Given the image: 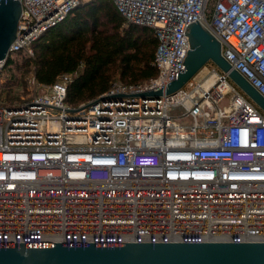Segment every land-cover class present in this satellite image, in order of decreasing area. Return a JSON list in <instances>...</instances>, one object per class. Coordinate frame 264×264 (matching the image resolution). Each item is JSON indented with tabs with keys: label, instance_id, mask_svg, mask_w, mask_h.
I'll return each mask as SVG.
<instances>
[{
	"label": "built area",
	"instance_id": "1",
	"mask_svg": "<svg viewBox=\"0 0 264 264\" xmlns=\"http://www.w3.org/2000/svg\"><path fill=\"white\" fill-rule=\"evenodd\" d=\"M19 1L8 58L34 56L33 44L84 3ZM112 2L154 30L158 77L116 80L73 106V74L52 84L34 74L30 98L0 103V242H264V111L227 73L208 63L169 96L105 97L177 79L193 21L264 96V0Z\"/></svg>",
	"mask_w": 264,
	"mask_h": 264
},
{
	"label": "water",
	"instance_id": "2",
	"mask_svg": "<svg viewBox=\"0 0 264 264\" xmlns=\"http://www.w3.org/2000/svg\"><path fill=\"white\" fill-rule=\"evenodd\" d=\"M21 13L19 0H0V61H7ZM188 26L191 48L177 79L159 90L105 97L169 96L213 63L264 111V96L224 58L219 40L199 21ZM0 264H264V242H0Z\"/></svg>",
	"mask_w": 264,
	"mask_h": 264
},
{
	"label": "trees",
	"instance_id": "3",
	"mask_svg": "<svg viewBox=\"0 0 264 264\" xmlns=\"http://www.w3.org/2000/svg\"><path fill=\"white\" fill-rule=\"evenodd\" d=\"M157 46L154 30L128 22L112 0H89L33 44L34 56L20 52L8 58L4 70L34 65L43 84L54 83L63 73L73 74L67 102L77 106L98 97L116 80L131 85L158 77L153 65ZM9 77L7 85L17 81Z\"/></svg>",
	"mask_w": 264,
	"mask_h": 264
},
{
	"label": "rangeland",
	"instance_id": "4",
	"mask_svg": "<svg viewBox=\"0 0 264 264\" xmlns=\"http://www.w3.org/2000/svg\"><path fill=\"white\" fill-rule=\"evenodd\" d=\"M89 0H84L85 2H88ZM140 31V28L137 29ZM19 62H22L21 59H19ZM12 65V63L10 64ZM22 64L14 66H10L6 68L3 73L0 76V103H6V104H17L21 103L24 100L30 98V94L33 93V89H31V86L28 82L29 78L32 77V75L35 74L34 65L31 67H27L26 65L21 66ZM14 77L17 79V81H14L11 83V85L6 84L7 77ZM9 77V78H10ZM12 77V78H13ZM15 80V79H14ZM41 90H39L40 92ZM222 107L228 106L230 104V97L227 96L220 102Z\"/></svg>",
	"mask_w": 264,
	"mask_h": 264
}]
</instances>
